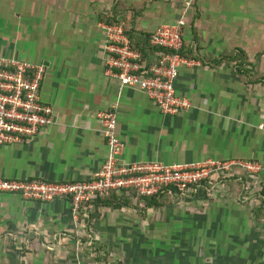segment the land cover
I'll return each instance as SVG.
<instances>
[{
    "label": "crops",
    "instance_id": "0c3cea01",
    "mask_svg": "<svg viewBox=\"0 0 264 264\" xmlns=\"http://www.w3.org/2000/svg\"><path fill=\"white\" fill-rule=\"evenodd\" d=\"M116 8L128 28L150 35L185 21L187 57L175 89L189 108L164 114L144 91L121 88L106 71L103 26ZM3 58L44 65L40 96L53 122L0 146V177L91 178L108 151L97 114L114 109L124 162L261 166L214 175L211 192L194 194L191 214L174 222L172 241L156 242L157 255L173 245L169 264H264V0H0ZM232 178L243 180V190L230 189ZM116 211L92 202L75 214L68 199L0 192V264H155L150 240L119 224ZM88 215L93 223L78 220ZM189 229L194 235L182 238Z\"/></svg>",
    "mask_w": 264,
    "mask_h": 264
},
{
    "label": "built area",
    "instance_id": "2783aa9c",
    "mask_svg": "<svg viewBox=\"0 0 264 264\" xmlns=\"http://www.w3.org/2000/svg\"><path fill=\"white\" fill-rule=\"evenodd\" d=\"M183 19L159 25L151 33L149 43L157 48L151 59L143 57L132 46L121 23H107L104 53L106 71L119 80L121 88L134 87L153 99L164 114H175L190 107V101L176 93L175 80L181 62ZM44 65L16 58L0 59V146L21 143L53 122L51 107L41 100L40 85ZM107 144V156L100 169L89 179L50 182L34 178H2L0 192L17 194L27 200L50 202L68 199L75 214L111 192L131 195H156L165 188L170 194L197 193L212 185L213 176L231 166L247 172H258L256 162H221L208 160L184 164L158 161L124 162L120 159L124 143L117 132L114 109L97 114ZM264 131V123L259 124ZM264 188V184H263ZM89 204V205H88Z\"/></svg>",
    "mask_w": 264,
    "mask_h": 264
},
{
    "label": "rangeland",
    "instance_id": "374dc122",
    "mask_svg": "<svg viewBox=\"0 0 264 264\" xmlns=\"http://www.w3.org/2000/svg\"><path fill=\"white\" fill-rule=\"evenodd\" d=\"M12 145V144H11ZM241 172L244 173V170L241 169ZM211 188L203 190L207 193L211 192ZM196 193H187V194H164L158 197L160 205L157 207H145L144 203L138 202L136 199L127 198V201L123 204L122 207L113 208L116 211V214H121L119 217V224H130L133 225L135 234L139 236L141 240H150V248L153 250V260L155 264H159V259H162V263L169 264L170 259L168 258L170 253L174 252L176 249L170 247L171 250L168 251V255L159 256L157 243L159 240L167 238L168 242H171L174 238V227L173 224L175 221L179 220L183 215L187 213L191 214L192 202L191 198ZM194 195V196H195ZM132 197V196H131ZM105 207V206H101ZM88 208V207H87ZM112 207H109V209ZM86 209V208H85ZM189 216V214H188ZM190 217V216H189ZM85 218V220H84ZM110 218V217H109ZM80 222H85L86 224L93 223L91 216H78ZM84 220V221H82ZM191 221H185L188 228L192 226ZM183 224V223H181ZM176 227V226H175ZM168 230V232H167ZM129 233L132 232V229L129 228ZM183 237L193 236L194 231L191 232V229L182 232ZM162 241V240H161ZM145 242V241H144ZM160 257V258H159ZM168 258V259H167ZM122 264V263H121Z\"/></svg>",
    "mask_w": 264,
    "mask_h": 264
},
{
    "label": "trees",
    "instance_id": "16d2710c",
    "mask_svg": "<svg viewBox=\"0 0 264 264\" xmlns=\"http://www.w3.org/2000/svg\"><path fill=\"white\" fill-rule=\"evenodd\" d=\"M118 8H116L114 11H112L110 14H108L109 18L106 19L107 23H121L123 24L124 31L131 40L132 46L139 50L143 57L145 58H153L155 51H157V48H154L150 45L149 43V38L150 34L147 33H142V32H136L135 30L128 28L126 24L124 23L123 18H118V12H116ZM184 45V44H183ZM179 56L187 57V54L184 52V47L177 52ZM240 168V167H239ZM244 170V169H243ZM231 182L229 183L230 189L233 191H239L243 190V180L241 181H235L233 182L234 178L230 179ZM203 190H206L203 189ZM201 191V190H199ZM198 191V192H199ZM260 193L264 196V188L263 186H260ZM164 194H170L169 193V188H165L164 190L160 191L156 195H151V196H144V195H139L138 193L131 191V195H122L118 194L117 192H111L108 196H106L104 199H97L95 200V204L100 205V206H105V207H112V208H119L122 207L125 201H127V198L131 199H136L140 203H144L145 207H157L160 205V202L158 200V197L164 195ZM171 195V194H170ZM132 196V197H131ZM89 205V204H88ZM260 213H257L256 218L259 217Z\"/></svg>",
    "mask_w": 264,
    "mask_h": 264
}]
</instances>
